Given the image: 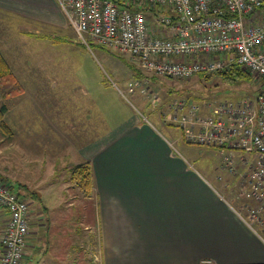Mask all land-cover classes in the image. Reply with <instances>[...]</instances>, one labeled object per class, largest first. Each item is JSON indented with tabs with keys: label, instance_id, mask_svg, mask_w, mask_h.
Returning <instances> with one entry per match:
<instances>
[{
	"label": "rangeland",
	"instance_id": "obj_1",
	"mask_svg": "<svg viewBox=\"0 0 264 264\" xmlns=\"http://www.w3.org/2000/svg\"><path fill=\"white\" fill-rule=\"evenodd\" d=\"M61 11L64 19L50 22L0 8V48L14 71L0 86V181L32 210L25 264H94L99 202L70 179L71 169L79 149L127 118L138 115L174 141L177 153L222 193L245 185L254 163L243 149L183 139L175 101L196 103L208 114L210 102L256 100L264 78L146 76L129 54L93 39L85 43ZM136 78L145 82L144 92L130 90ZM230 152L235 171L222 166Z\"/></svg>",
	"mask_w": 264,
	"mask_h": 264
},
{
	"label": "crops",
	"instance_id": "obj_2",
	"mask_svg": "<svg viewBox=\"0 0 264 264\" xmlns=\"http://www.w3.org/2000/svg\"><path fill=\"white\" fill-rule=\"evenodd\" d=\"M0 8L64 19L56 0H0ZM93 138L77 152L78 163L92 162L99 202L92 263L264 264V209L251 211L250 174L222 193L138 115Z\"/></svg>",
	"mask_w": 264,
	"mask_h": 264
},
{
	"label": "built area",
	"instance_id": "obj_3",
	"mask_svg": "<svg viewBox=\"0 0 264 264\" xmlns=\"http://www.w3.org/2000/svg\"><path fill=\"white\" fill-rule=\"evenodd\" d=\"M58 1L85 43L93 39L129 54L146 76L184 79L236 65L264 78V0ZM130 86L146 89L141 78ZM175 102L189 142L254 154L250 184L258 205L251 211L258 215L264 209V89L256 100L210 102L208 114L196 103ZM233 154L224 160L232 170ZM31 220L29 202L0 181V264L24 263Z\"/></svg>",
	"mask_w": 264,
	"mask_h": 264
},
{
	"label": "trees",
	"instance_id": "obj_4",
	"mask_svg": "<svg viewBox=\"0 0 264 264\" xmlns=\"http://www.w3.org/2000/svg\"><path fill=\"white\" fill-rule=\"evenodd\" d=\"M217 73L223 75L224 78L230 82H233L238 78L245 77L246 79H251L252 77V74L248 70L236 65L228 70H220ZM12 74H14L12 66L0 48V86L5 80H8ZM141 74L142 73H139L138 75L140 76ZM2 124L6 129L9 128L8 124L4 120ZM70 179L84 192L85 196L94 195L96 183L94 168L90 160H84L75 165L71 169Z\"/></svg>",
	"mask_w": 264,
	"mask_h": 264
},
{
	"label": "flooded vegetation",
	"instance_id": "obj_5",
	"mask_svg": "<svg viewBox=\"0 0 264 264\" xmlns=\"http://www.w3.org/2000/svg\"><path fill=\"white\" fill-rule=\"evenodd\" d=\"M31 215H32V210H31Z\"/></svg>",
	"mask_w": 264,
	"mask_h": 264
}]
</instances>
